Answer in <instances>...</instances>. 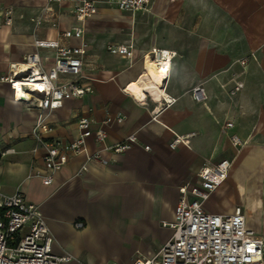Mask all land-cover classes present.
<instances>
[{"label":"crops","instance_id":"1","mask_svg":"<svg viewBox=\"0 0 264 264\" xmlns=\"http://www.w3.org/2000/svg\"><path fill=\"white\" fill-rule=\"evenodd\" d=\"M95 1L97 13L77 39L61 37L77 24L71 0L53 2L49 20L39 27L28 18L40 15L47 0H0V13L6 6L14 10L10 26L0 15V76L29 67L32 54L41 69H50L55 50L36 47L35 38L86 44L82 82L92 92L43 112L50 127L45 140L74 139L80 116L92 117L94 129L107 114L126 116L120 124L102 125L104 143L87 138L88 150H101L105 162L91 160L87 171L76 175L84 156H71L44 185L31 175L46 171L44 151L32 136L40 110L15 99L10 84L0 81L2 191L19 189L39 204L54 237L53 253L72 257L65 264H130L138 255L152 257L170 238L166 224L173 221L179 189L196 181L204 159L229 158V174L204 208L230 213L240 205L247 226L264 240V0H149L134 14ZM128 41L134 44L131 58L106 49ZM154 48L172 55L158 87L150 84L145 67ZM70 78L60 75V80ZM237 81L243 86L231 94ZM194 86L203 88L204 101L192 98ZM165 95L176 100L162 107ZM228 121L232 128L225 127ZM231 133L245 140L238 150L229 141ZM129 134L138 139L131 149H104ZM176 136L182 142L170 148ZM77 221L83 226L76 227Z\"/></svg>","mask_w":264,"mask_h":264},{"label":"built area","instance_id":"2","mask_svg":"<svg viewBox=\"0 0 264 264\" xmlns=\"http://www.w3.org/2000/svg\"><path fill=\"white\" fill-rule=\"evenodd\" d=\"M60 1L62 0H47L43 12L28 19L35 27L41 26L44 21L49 20L51 4ZM71 1V11L77 24L64 30L61 37L81 39L85 22L97 13V3L95 0ZM106 2L120 11L134 14L145 10L149 0ZM0 15L3 25H12L14 10L11 6L4 7ZM50 25L56 27L57 22L53 20ZM34 45L55 50L54 62L50 69H41L37 55L32 54L28 57L31 62L28 68L2 75L0 81L10 84L15 99H22L40 110L32 136L44 151L42 161L46 165V171H37L31 175L38 177L42 184L49 185L53 182L54 173L60 170L71 156H84V162L76 171V175H83L87 171V163L91 160L105 162L101 150H88L87 138L93 137L96 142L104 143L107 133L102 125L120 124L126 116L122 112L107 114L97 129L93 128L96 121L92 117L80 116L74 139L67 143L45 140L43 134L48 132L50 127L44 121L43 112L59 108L65 100L92 92V87L89 83L82 82L86 49L83 41L78 46H70L61 44L59 40L35 38ZM106 49L113 55L131 58L134 44L131 41L109 43ZM159 54L161 58L166 55L170 60L172 58L167 52L155 48L149 57L156 58ZM61 74H70L72 78L60 80ZM242 86L241 82H235L230 93L234 94ZM190 94L197 102L206 98L200 86L192 87ZM175 100V97L163 96L162 107L169 106ZM225 127L232 128L233 123L228 121ZM229 141L237 150L245 144V140L236 133L229 135ZM180 142L181 137L176 136L169 146L175 148ZM137 143L136 135L129 134L120 142L107 145L104 149L122 153ZM144 149L149 150L150 147L144 146ZM232 164L233 160L229 158L216 162L204 159L196 173V181L186 182L179 189L181 196L175 207L173 221L166 224L172 230L170 238L152 257L138 255L130 264H264V240L247 226L240 205L235 206L230 213H213L204 208V202L227 178ZM75 226L82 227L83 223L77 221ZM53 243L54 237L39 204L29 202L19 189L12 194H6L0 186V264H65L72 260L68 254L55 255L52 251Z\"/></svg>","mask_w":264,"mask_h":264},{"label":"bare ground","instance_id":"3","mask_svg":"<svg viewBox=\"0 0 264 264\" xmlns=\"http://www.w3.org/2000/svg\"><path fill=\"white\" fill-rule=\"evenodd\" d=\"M146 76L150 80V84L158 87L164 76H167L170 64V58L166 55L161 58V55H157L156 58H146ZM28 68V67H27ZM23 68L22 71H24ZM166 71H163L165 70ZM163 93V92H162Z\"/></svg>","mask_w":264,"mask_h":264},{"label":"rangeland","instance_id":"4","mask_svg":"<svg viewBox=\"0 0 264 264\" xmlns=\"http://www.w3.org/2000/svg\"><path fill=\"white\" fill-rule=\"evenodd\" d=\"M106 263H107V264H114V262H111V261H110V262H106Z\"/></svg>","mask_w":264,"mask_h":264},{"label":"snow or ice","instance_id":"5","mask_svg":"<svg viewBox=\"0 0 264 264\" xmlns=\"http://www.w3.org/2000/svg\"><path fill=\"white\" fill-rule=\"evenodd\" d=\"M163 71H166V69H165V70H163Z\"/></svg>","mask_w":264,"mask_h":264}]
</instances>
